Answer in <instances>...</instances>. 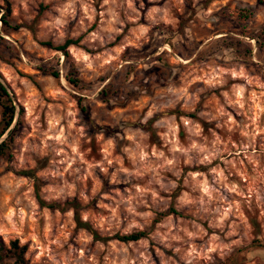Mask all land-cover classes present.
<instances>
[{
	"label": "rangeland",
	"instance_id": "rangeland-1",
	"mask_svg": "<svg viewBox=\"0 0 264 264\" xmlns=\"http://www.w3.org/2000/svg\"><path fill=\"white\" fill-rule=\"evenodd\" d=\"M7 7L6 247L27 264H264V0Z\"/></svg>",
	"mask_w": 264,
	"mask_h": 264
},
{
	"label": "trees",
	"instance_id": "trees-1",
	"mask_svg": "<svg viewBox=\"0 0 264 264\" xmlns=\"http://www.w3.org/2000/svg\"><path fill=\"white\" fill-rule=\"evenodd\" d=\"M1 14V12H0ZM12 11L10 7L5 8V13L0 17V21L2 24V28L0 27V32L5 30H16L17 27L12 26V22L10 21ZM76 44L72 41H68L64 46L58 47L57 50L65 51L70 45ZM54 76H58V73H54ZM73 77V75H71ZM72 83H78L76 78L69 79ZM0 104L2 106V119L0 122V138L7 132H9V137L0 144V157L9 155L10 151L13 148V142L17 135V131L19 129L20 123H16L13 130L9 131L11 126L13 125L16 119V106L14 105V101L12 100L11 94L5 85L0 81ZM82 224V223H79ZM82 226V225H81ZM144 237L143 233H134L131 235L120 237L121 241L124 242H132L138 241ZM26 252L27 246H21L18 240L12 241L9 247H6L4 242L0 237V264L5 259H10L14 261L10 264H27L26 261Z\"/></svg>",
	"mask_w": 264,
	"mask_h": 264
},
{
	"label": "water",
	"instance_id": "water-1",
	"mask_svg": "<svg viewBox=\"0 0 264 264\" xmlns=\"http://www.w3.org/2000/svg\"><path fill=\"white\" fill-rule=\"evenodd\" d=\"M0 81H1V82L5 85V87L8 89L9 93L11 94L12 100H13V99H14V96H13L12 93L10 92V90H9V88L7 87L5 81H4L3 79H1V78H0ZM13 101H14V100H13ZM15 106H16V110H17V104H15ZM17 119H18V118H17V113H16V119H15V121H14V123H13V125L11 126V128H10L9 131H11V130L14 129V127L16 126V123H17ZM8 136H9V132L5 133V134L0 138V144H1L2 142H4V141L8 138Z\"/></svg>",
	"mask_w": 264,
	"mask_h": 264
}]
</instances>
